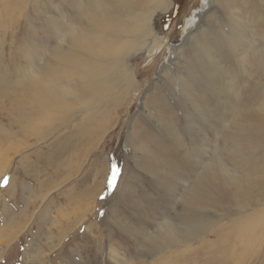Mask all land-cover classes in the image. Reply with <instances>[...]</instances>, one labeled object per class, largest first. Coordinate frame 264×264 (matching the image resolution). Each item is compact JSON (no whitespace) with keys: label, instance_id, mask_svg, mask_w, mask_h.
<instances>
[{"label":"rangeland","instance_id":"rangeland-1","mask_svg":"<svg viewBox=\"0 0 264 264\" xmlns=\"http://www.w3.org/2000/svg\"><path fill=\"white\" fill-rule=\"evenodd\" d=\"M50 1L58 10L43 0L47 8L41 11L56 19L55 27L38 13V5L32 6L33 0H0V88L2 79L16 80L21 65L34 70L40 46L56 44L80 10L79 0ZM141 1L135 0L131 7L143 9ZM81 4L86 8L89 2ZM115 6L107 9L114 14ZM153 9L156 33L166 36L167 44L153 56L148 40L144 50L128 53L135 80L127 79V96L111 108L112 118L101 131V124L92 122V134L82 133L86 112L67 111L62 116V109L33 101L31 87H7L0 94V182L8 178L0 187V264H137L155 247L151 237L158 217L171 216L172 208L180 206L179 197L201 184L204 172L214 178L197 205L199 222L214 223L206 238L216 239L212 231L217 226L262 208L264 0H162ZM195 11L199 16L193 20ZM237 17L239 23L234 21ZM232 25H242L244 33L237 27L235 34ZM24 40L29 45L22 52L18 47ZM228 40L242 42L249 64L231 56L235 52L226 49L232 44ZM203 43L211 48L212 57L205 55L206 60L199 53ZM169 44L179 52L171 62ZM32 47L33 53L26 55ZM198 61L220 75L215 80L210 73L209 83L201 77L198 87L194 83L184 89L183 99L194 111L195 130L183 124L180 114L174 121L176 132L166 127L162 135L155 118L159 110L165 120L172 117V77L190 79ZM114 70L100 77L103 85L91 111L109 109L113 93L125 85L119 70ZM191 89L193 96L188 94ZM131 126L149 154L133 147ZM154 136H159L157 143H151ZM64 139L71 140V149ZM114 166L118 176L110 189ZM234 166L239 173L236 180L229 170ZM238 228L244 234V225ZM259 244L264 242L256 240L251 247ZM241 259L243 264H257L261 257L243 254Z\"/></svg>","mask_w":264,"mask_h":264},{"label":"bare ground","instance_id":"bare-ground-1","mask_svg":"<svg viewBox=\"0 0 264 264\" xmlns=\"http://www.w3.org/2000/svg\"><path fill=\"white\" fill-rule=\"evenodd\" d=\"M134 1L115 0V6L114 0H97L96 2L95 0H88L89 5L83 8L82 5L84 4H81V0H79L77 7L80 10L76 11V17H72L67 34H59L57 43L52 45L51 48L47 47L46 43L40 46V52H38L40 62L35 61L37 64L33 67L34 70L21 68V65L20 68H16V71L22 69L20 73L16 74V80L7 81L2 79L4 81L2 82L3 86L0 88V94L5 93L7 87L19 90L24 87H31L30 92L33 101L43 103L52 108L62 109V116H65L64 113L67 111L86 112L80 124L82 126V133L92 134V130L89 129L92 122L101 124L99 131L106 128L110 118H112L111 108L127 96L126 93L129 88L127 79L135 80L129 63L130 57H127L128 53L133 51L136 54L144 50L147 42L150 41L149 55L153 56L158 49L167 44L166 36L157 35L156 20L154 19L153 7L155 4L161 5L162 0H142L141 3L144 7L141 10L131 7L132 3H135ZM5 3L8 2L6 1ZM48 4L56 8L55 10H58L53 1L48 0ZM104 4H106L105 9ZM34 5H38V13L42 14L41 16L45 14L44 18L48 24L55 27L56 23L54 22L56 19L52 21V16L47 10L41 11L42 8H47L43 0H33L32 6ZM7 6L13 7L10 4ZM108 6L116 7L114 14L107 9ZM129 7L130 11H127ZM60 8L62 9V7H59V12H62ZM198 16V11H195L193 20L197 19ZM141 20L145 22L146 34L143 33L144 29ZM234 21L239 23L240 19L237 17ZM233 27H235V34H238L237 27L240 28L239 32L241 34L244 33L242 25H232L231 28ZM240 38L242 37L240 36ZM228 41L232 44L226 45V49L230 52L232 50L235 52L231 56H235L242 64L244 62L249 64L250 61L245 56L246 51L242 46V42L237 40L236 45L232 41ZM203 44L204 49L199 53L206 60L205 55L212 57L211 48L205 43ZM27 45L29 44L24 40L18 48L23 52ZM192 45L194 47L195 42ZM168 46L171 47V54L168 60L171 62V58L176 53L179 54V52L176 51L177 47L175 45L169 44ZM34 48L29 49L26 55L32 54ZM44 50L47 52L46 54H44ZM10 54L12 56L11 52ZM210 62L211 64H217L212 59ZM169 64L173 65L172 63ZM195 67L196 69L192 71V76L188 80L182 77V75L172 77L173 84L169 92L173 93L171 101H175V104L169 105L171 108V121H169L170 119H164L165 113L161 110L158 111V118H155V126H157V129L159 128L158 130H160L162 135L166 127L176 132L174 121L180 114L183 117V124L188 126L191 132L195 130L194 111L189 109L186 101L183 99L184 89L192 87L194 83L195 87H198L201 77H205L207 83H209L210 73H212L215 80L220 75L216 69L211 72L209 69H204L201 61H198ZM114 69L119 70L120 73L118 74L125 81V85L122 86L121 90H116L113 93L109 109L103 112L91 111L92 104L97 100V91L103 85L100 77L104 74L107 77V72H115ZM187 75L190 74L187 73ZM229 76L233 78L235 75L230 73ZM193 89L189 90L188 94L191 93L193 96ZM192 103L196 106L193 107L195 112L198 113L197 103ZM76 106H79V108H74ZM176 106L179 107L178 110ZM29 110L31 109L29 108ZM24 113L25 115L29 114V112ZM148 117H151L150 113H147ZM18 118L22 119L19 115ZM91 118H94V121ZM133 128L134 126H131L130 129V138L134 141L133 147L135 150L146 151L149 154L150 151L147 147L136 139V131H133ZM25 129L29 130L28 125H25ZM85 137L88 138L89 136ZM158 139L159 136L152 137L151 143L153 141L157 143ZM64 140L69 147L68 149H71L73 145L71 140ZM235 167L229 169L232 172L231 177L233 180H236V177L239 175L234 169ZM222 168L226 170L224 167ZM229 170L226 171L231 173ZM242 172L241 170L240 175H242ZM202 175L203 181L201 184L194 189L188 190L185 196L181 195L179 197L181 203L178 202L180 206L172 208L174 212H172L171 216L158 217L160 222L156 234L154 237H151L155 247L149 251V254H142L140 256L141 260L137 264L141 262L142 264H243L241 259L243 254L246 257L252 256V258L260 256L261 260L257 264H264V245L259 244L256 248L251 247L256 240L259 243L264 242V222L261 221V218L264 217V202L259 203L262 206L259 211L253 210L246 214L244 218H236L230 220L224 226H217L212 231L216 239L206 238L207 228L213 226L214 223L213 221L199 222L200 220L197 218V205L200 204L203 193L209 190L208 185L212 184L214 178L207 172L202 173ZM261 176L260 178L264 175ZM244 177L247 176L244 174ZM176 178L184 182L181 176L176 175ZM175 189H179V187H175ZM247 208H249L248 210L254 209ZM239 224L244 225V234L239 231ZM227 228L228 232H224ZM256 230L260 233L257 237L255 236ZM144 237L143 240L147 242L148 237L145 234ZM244 241H246V244L241 247L240 245ZM247 246L249 248H246Z\"/></svg>","mask_w":264,"mask_h":264},{"label":"snow or ice","instance_id":"snow-or-ice-1","mask_svg":"<svg viewBox=\"0 0 264 264\" xmlns=\"http://www.w3.org/2000/svg\"><path fill=\"white\" fill-rule=\"evenodd\" d=\"M118 176V170L115 169V166L113 167V171H112V174H111V178L109 179L108 181V187L111 189L114 184H115V179L116 177ZM8 182V178L5 177L4 180L2 182H0V187L2 186H5ZM103 198V197H101Z\"/></svg>","mask_w":264,"mask_h":264}]
</instances>
